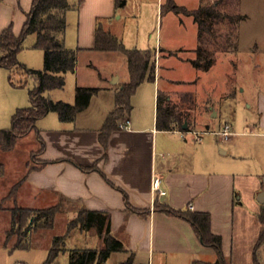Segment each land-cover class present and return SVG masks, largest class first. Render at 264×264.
<instances>
[{
	"label": "crops",
	"instance_id": "1",
	"mask_svg": "<svg viewBox=\"0 0 264 264\" xmlns=\"http://www.w3.org/2000/svg\"><path fill=\"white\" fill-rule=\"evenodd\" d=\"M31 2L0 0V31L11 25L18 35ZM156 2L158 6L163 4V0ZM202 2L204 0H200V4ZM117 4V0H76L75 10H71L72 6L66 11L65 46L78 48V53L90 57L120 55V51L110 54V51L94 49L98 22L123 41L118 25L112 24L120 18L115 17ZM35 40L36 35L31 48H35ZM196 47L191 48L194 55L186 58L159 44L154 49L141 48L155 52V79L139 84L131 97V109L119 121L128 118L129 128H120L118 123L106 145L100 139V131L116 106L115 93L120 88V75L116 80H110L99 72L102 83L95 86L100 90L74 120L62 121L57 113L51 116L53 111L39 118L36 126L44 146L39 151L38 163L27 169L14 202L21 204L20 201L26 199L29 202L26 206L44 207L56 202L62 194L75 201V216L80 208L107 211L112 233L125 246L124 250L115 251L123 252L119 264H125L129 256L133 258L132 264L214 262L217 258L215 250L201 242L187 220L154 205L157 201L166 202L175 209L208 211L211 229L222 237V250L231 264H253V250L263 227L258 218L261 202L257 196L264 187V161L259 155L264 148V93L258 91L256 98L247 101V106L254 108L258 115L247 116L241 121L234 120L232 97L235 89L232 86L217 95L206 91L198 98L199 76L180 78L170 73L178 66L175 60L188 63L195 70H203L190 61L196 55ZM43 55L42 51V68ZM21 60L28 68L42 69L39 66L32 68L28 66L29 61ZM125 63H128L126 57ZM76 73L77 67L75 77ZM116 73L118 69L113 67L109 78ZM161 79L163 86H160ZM145 82L152 83V86H141ZM53 90L47 91L51 98ZM159 95L166 97L162 107L173 108L180 117L170 120L169 116L165 117L171 122L172 129L157 125ZM136 97L139 102L133 103ZM185 122L187 125L183 127ZM224 123L231 125L232 133L223 143L221 136L214 132ZM188 129L210 132L203 133V138L199 139ZM245 137H259L260 141L245 140ZM253 155L258 159V168L250 162ZM154 174L160 177L161 188L166 190L164 196H156L153 192ZM140 209L146 210L147 215L138 213ZM74 231L75 245L69 247L66 243L67 249L64 250L68 251V257L69 249L87 246L85 241L90 232L96 237L97 247L101 245L95 229L83 231L76 228ZM258 253L264 262V244Z\"/></svg>",
	"mask_w": 264,
	"mask_h": 264
},
{
	"label": "trees",
	"instance_id": "2",
	"mask_svg": "<svg viewBox=\"0 0 264 264\" xmlns=\"http://www.w3.org/2000/svg\"><path fill=\"white\" fill-rule=\"evenodd\" d=\"M120 1L122 0H117V3ZM221 3L222 0H216L212 4L202 2L198 7L190 9L176 4L175 0H168L169 7L178 13L192 15L197 23L198 45L195 49V57L190 59L196 68L208 70L215 63V54L218 50L237 48L235 30L242 15L230 14L221 10ZM70 7L68 0H32L30 10L27 12L26 20L18 35L13 32L11 25L0 31V67L7 69L19 67L24 75H29L34 79L33 86L29 88L30 104L17 107L11 115L10 126L0 128V145L5 150L12 149L21 137L32 130L41 139L36 121L51 111L56 112L62 121L74 120L78 112L86 108L92 96L100 90L97 86H76L73 103L61 99L54 100L46 94L51 89L62 88L65 84V74L74 72L77 67L78 48H67L64 43V33L67 27L66 11ZM224 22L231 25L229 26L231 28L225 32L221 31ZM31 33L36 35L33 47L42 49L44 52L42 69L28 68L18 59V53L23 48L24 40ZM94 49L122 52L127 58L130 73L129 80L123 83L115 93L116 106L109 113L101 128L100 139L106 145L111 131L118 127L119 121L131 109V97L139 84L145 80L155 79L156 56L152 49L127 48L122 39L105 28L102 22H98L95 29ZM165 98L164 95L158 97L157 125L160 128L172 129L171 122H168L165 117L169 116V120L180 117L175 114L173 108L162 107ZM41 146L42 149L44 142ZM39 151L40 149L38 153ZM23 179L24 177L16 182L6 196H16ZM65 202L75 201L59 194L58 200L49 206L40 208L22 204L13 206L5 241L8 242L14 233H19L20 235L16 237L13 244L14 248L30 247L32 245L30 225L35 226V229L52 228L55 217L63 211ZM154 206L187 220L193 226L201 242L215 250L216 260L207 264H231L230 259L223 253L222 237L211 229V215L208 211L175 209L166 202L157 201ZM137 211L143 216L147 215L146 210ZM258 218L263 227L253 250V264H264L258 253L264 244V203H261ZM76 228L83 231L95 229L101 245L69 249L68 264H104L113 252L125 248L123 241L111 231V218L107 211L80 208L77 215L68 222L66 233L63 236L53 237L43 264L55 263L58 255L66 249L67 237ZM59 240L62 242L61 246L58 245ZM132 263L133 258L129 256L125 264Z\"/></svg>",
	"mask_w": 264,
	"mask_h": 264
},
{
	"label": "rangeland",
	"instance_id": "3",
	"mask_svg": "<svg viewBox=\"0 0 264 264\" xmlns=\"http://www.w3.org/2000/svg\"><path fill=\"white\" fill-rule=\"evenodd\" d=\"M69 1L71 7L73 6L71 10H75L76 0ZM215 1L204 0V3L212 4ZM175 2L190 9L200 4V0H175ZM117 5L115 17L120 16V18L118 22L113 21L112 24L118 25L117 30L122 35L126 47L154 49L159 44L167 50H176L182 58L194 55L191 48L198 45V26L192 15L176 12L168 6V0H163V7L158 6L156 0H125L124 3L120 1ZM220 9L230 14L242 15L235 30L237 48L233 51L217 52L215 63L208 71L195 70L188 63L175 60L178 66L170 73L180 78L199 76L198 98L206 91L217 95L221 91H228L232 86L235 89V96L232 97V104L235 106L234 120L241 121L247 116L258 115L254 108L247 106V101L256 98L258 91L264 93V0H222ZM71 14L75 16V13ZM229 26L231 25L224 22L221 31L230 29ZM34 39L33 33L25 38L18 59L20 61L21 58L26 59L29 61L28 66L32 68L38 66L42 68L43 50L30 47ZM109 53L116 54L112 51ZM118 54L120 55L106 58L99 54L90 57L86 53H78L77 76L75 77V71L67 73L64 86L52 91V99L73 103L77 85L95 86L102 83L99 72L110 80L120 75L121 87L129 80L130 73L128 63H125V54L121 52ZM113 67L118 69V73L109 78L108 74ZM22 74L24 75V72L19 67H14L13 70L0 67V128L10 126L11 115L17 107L28 106L30 103L29 88L33 86L34 81L31 76L24 78ZM151 84L145 82L141 86H152ZM163 85L164 81L161 79L160 86ZM139 90L141 89H138V92ZM132 102L138 103L139 97L134 98ZM50 114L56 116V112ZM69 124L75 125V122ZM244 139L260 141L259 137ZM220 141L225 142L221 138ZM42 143L43 140L39 139L37 133L32 130L21 137L10 150H5L0 145V264H43L53 237L63 236L67 231L68 222L75 217V202H65L64 209L56 215L52 228L35 229V226L30 225L32 244L30 247L14 248L13 244L19 233H14L8 242L5 241L6 231L10 226L11 208L20 205L19 202H14V195L5 197V194L16 182L21 181L29 167L38 163V150L41 149ZM259 155L264 161V148L259 151ZM249 159L255 168L260 166L254 155ZM262 166L264 167V164ZM20 202L22 205L29 203L26 199ZM84 241L82 243L86 242L87 246H98L92 232ZM66 243L69 247L75 245V231L74 235L67 237ZM58 245H62L61 240L58 241ZM65 248L67 249V245ZM122 256L123 252L112 253L107 264H119ZM57 261L58 264H68V251L62 252Z\"/></svg>",
	"mask_w": 264,
	"mask_h": 264
},
{
	"label": "built area",
	"instance_id": "4",
	"mask_svg": "<svg viewBox=\"0 0 264 264\" xmlns=\"http://www.w3.org/2000/svg\"><path fill=\"white\" fill-rule=\"evenodd\" d=\"M130 120L124 119L119 123L120 128H129ZM188 132L195 135L196 138L201 139L202 134L208 132L209 130H196V129H189ZM214 133L219 134L221 136L222 140H226L228 136L232 133L231 125L229 123H224L223 126L215 131ZM152 189L156 196H164L166 194V190L161 188L160 185V177L157 174H154L152 179ZM189 208H192L191 205H189Z\"/></svg>",
	"mask_w": 264,
	"mask_h": 264
},
{
	"label": "water",
	"instance_id": "5",
	"mask_svg": "<svg viewBox=\"0 0 264 264\" xmlns=\"http://www.w3.org/2000/svg\"><path fill=\"white\" fill-rule=\"evenodd\" d=\"M125 2V0H122V3H124ZM117 79V77L115 76V79L114 80H116ZM186 122L183 124V127H186ZM263 182H264V178H263ZM257 199H258V201L259 202H261V203H264V187H263V189L259 192V194H258V196H257Z\"/></svg>",
	"mask_w": 264,
	"mask_h": 264
}]
</instances>
